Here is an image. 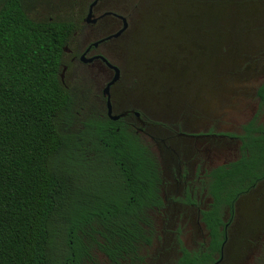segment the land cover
Listing matches in <instances>:
<instances>
[{
	"label": "trees",
	"instance_id": "16d2710c",
	"mask_svg": "<svg viewBox=\"0 0 264 264\" xmlns=\"http://www.w3.org/2000/svg\"><path fill=\"white\" fill-rule=\"evenodd\" d=\"M20 1L0 0V264H82L81 259L91 261L94 247L118 262L121 249L132 251L137 229L148 224L145 208L156 200L157 160L144 144L139 152L122 149V130L108 119L83 122L79 135L64 132L63 124L75 116L73 96L58 77L69 24L34 21ZM258 94L264 101V85ZM89 125L99 152L122 165L120 199L94 189L77 195L83 191L77 168L89 164ZM244 146L241 158L223 168L221 186L264 173V130L249 133ZM212 192L213 211L204 212L203 220L216 238L222 222L219 187ZM59 221L66 246L61 261L55 253ZM140 235L145 240L142 228Z\"/></svg>",
	"mask_w": 264,
	"mask_h": 264
},
{
	"label": "flooded vegetation",
	"instance_id": "af4514ba",
	"mask_svg": "<svg viewBox=\"0 0 264 264\" xmlns=\"http://www.w3.org/2000/svg\"><path fill=\"white\" fill-rule=\"evenodd\" d=\"M29 1H20L24 13L34 21H45L35 18L37 14L29 11ZM33 2L34 5L47 4L45 0ZM131 3L118 7L111 0H54L57 8H68L70 16L62 19L49 16L47 19L69 24L61 46L58 77L60 84L73 96V103L89 106L90 121L108 119L116 131L121 129L122 149L139 152L143 144L147 146L155 156L160 170L159 181L154 189L156 200L145 208L148 224H141L137 229L139 232L135 236L132 251L128 248L126 252L122 248L118 262H113L108 255L94 247L91 261L84 258L81 259L82 264H95L94 261H97L96 264H150L145 250L150 244H158L160 237L168 235L167 244L174 241L173 244L178 247V239L174 237L178 230L162 228L159 233L156 228L157 218L168 221L167 218L189 210L198 213L206 231L205 239L194 250L178 247L175 264H179L183 258L182 264H221L226 260L228 227L238 202L256 192L264 183L262 170H258L256 179H245L243 183L233 182L221 186L220 182L223 168L229 170L247 151L244 146L246 136L249 133L260 135L264 130V101L258 94L264 81L255 90L257 99L254 108L239 124L230 128H221L212 122L201 123V107L192 104L189 98L183 103L184 113L181 116L173 114L163 119L147 115L137 98L138 83L132 75L126 73V58L137 48L134 37H131L135 6ZM214 38L218 41L220 37ZM174 40L172 37L164 38L165 42ZM186 40L198 52L204 49L198 43L202 40ZM91 128L92 125H89V163L94 161L96 154L104 155L111 186L106 194L120 199L125 193L122 188V165L117 166L109 152H99L94 145ZM148 139H159L163 143L167 150H164L166 157L161 156L164 162L158 160ZM216 186L219 187L218 205L222 222L217 225L219 232L215 238L203 220V213L213 211L215 198L212 191ZM134 215L141 217V207L136 200ZM141 228L145 240L140 235ZM87 231L84 243L89 247V226ZM257 245L264 247V237Z\"/></svg>",
	"mask_w": 264,
	"mask_h": 264
},
{
	"label": "rangeland",
	"instance_id": "374dc122",
	"mask_svg": "<svg viewBox=\"0 0 264 264\" xmlns=\"http://www.w3.org/2000/svg\"><path fill=\"white\" fill-rule=\"evenodd\" d=\"M33 1H29V11L37 14L35 18L70 16L68 8H57L54 0H45V6L34 5ZM111 1L118 7L135 4L131 37L137 48L126 58V73L137 81V98L147 115L163 119L173 114L181 116L183 103L189 98L201 107V123L230 128L254 108L255 90L264 81V0ZM165 37L175 40L165 42ZM196 38L202 40L198 42L204 46L201 52L186 40ZM72 113L75 116L67 119L63 130L79 135L83 122L89 120V106L74 104ZM148 140L158 160L164 162L163 143ZM108 172L102 153L96 154L92 163L80 165L77 173L83 191L77 195L86 197L89 189L106 194L111 188ZM70 176L73 180L74 174ZM167 219L157 218V231L178 230L174 234L178 247L194 250L205 239L206 231L195 210ZM63 227L64 222L59 221L55 252L59 261L66 254ZM228 232L226 260L221 264H264V247L257 245L264 237V183L238 202ZM167 241L168 235L146 248L150 264H175L179 248L174 241Z\"/></svg>",
	"mask_w": 264,
	"mask_h": 264
}]
</instances>
